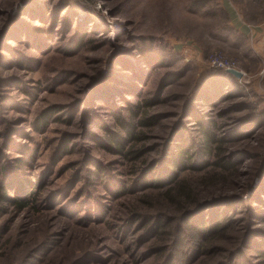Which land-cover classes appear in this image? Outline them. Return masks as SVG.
I'll return each mask as SVG.
<instances>
[{
    "label": "rangeland",
    "instance_id": "1",
    "mask_svg": "<svg viewBox=\"0 0 264 264\" xmlns=\"http://www.w3.org/2000/svg\"><path fill=\"white\" fill-rule=\"evenodd\" d=\"M0 264H264V0H0Z\"/></svg>",
    "mask_w": 264,
    "mask_h": 264
},
{
    "label": "trees",
    "instance_id": "2",
    "mask_svg": "<svg viewBox=\"0 0 264 264\" xmlns=\"http://www.w3.org/2000/svg\"><path fill=\"white\" fill-rule=\"evenodd\" d=\"M225 72H228V71H225ZM231 74H233V73H231ZM153 103L154 102L151 101V100H149V101L146 102L147 105H151ZM135 110H136V106H135ZM43 114L44 115H48L46 113H43ZM44 115H43V117H44ZM117 118L120 121V125H122L125 128V130H127V132L130 135L128 137H125L124 138L122 136H118L117 134L116 135L115 134H110V140L111 141H114L118 145V149L123 152V148L128 143V141H132L133 139L139 138V135H137L138 133L135 130V129H137L135 125H133L130 122L129 123L124 122L120 117H117ZM154 119H156V116L155 115H150L147 118L141 119V123L147 125V124L153 123L154 122ZM203 129H204V132H205V134L207 136L208 141L213 142V141H216L217 140L216 137H215V134L211 131V129L208 126H204ZM177 144H178V147H179V149L177 151L178 153L176 152V154L173 155V157H170L169 160H168V162L170 163V165L172 167H178L179 168L182 164H184L185 162H188L187 160L188 159H191L192 158V155L191 156L189 155V153H188V149L189 148L188 147H185V144L184 143H177ZM138 153H139V150L138 149H133V148L132 149H127L125 151V154L126 155H130V158H133V159H137ZM179 153L182 154V155L180 157H177L176 155H178ZM185 155H186V158L187 159H185ZM193 166H196V167L202 166V167H204L206 165H204V163H200V165H198V163H194ZM175 173L176 172H173V170L171 169L170 177L173 176L172 178L174 180V184H177L178 180H176V179H178V178H175ZM148 176L149 175L146 174L147 179L149 178ZM170 177H169V179H170ZM152 178H153L152 179V182H153L154 179H155L154 173H153V177ZM159 178H161V176H159ZM178 183H180V181ZM3 187L6 188V185H4ZM171 190H172V188L170 187V192L168 194L171 193ZM179 192H180V195H184L185 194L184 195V197H186L185 198V201L187 200V197L190 196V192L187 191L186 185H184L183 187H181V189L179 190ZM2 196L4 197L5 195L3 194ZM185 201H183V203ZM17 202L21 206V208L26 207V204H27L26 201H17ZM178 202L181 205L182 199L179 198V201ZM190 203L192 205V204L196 203V200L195 201H192V202L190 201ZM186 204H188V202H186L184 205H186ZM211 225H212L211 226V228H212L211 230H213V231L218 230V227H216V228L214 227V226L218 225L216 222H213V224H211Z\"/></svg>",
    "mask_w": 264,
    "mask_h": 264
},
{
    "label": "built area",
    "instance_id": "3",
    "mask_svg": "<svg viewBox=\"0 0 264 264\" xmlns=\"http://www.w3.org/2000/svg\"><path fill=\"white\" fill-rule=\"evenodd\" d=\"M215 64L218 65L217 67H221L226 70L235 68V63L233 61H226L224 59L216 60Z\"/></svg>",
    "mask_w": 264,
    "mask_h": 264
},
{
    "label": "water",
    "instance_id": "4",
    "mask_svg": "<svg viewBox=\"0 0 264 264\" xmlns=\"http://www.w3.org/2000/svg\"><path fill=\"white\" fill-rule=\"evenodd\" d=\"M228 71H230L231 73L235 74L236 77H241L243 75V72L241 70L236 69H229Z\"/></svg>",
    "mask_w": 264,
    "mask_h": 264
}]
</instances>
